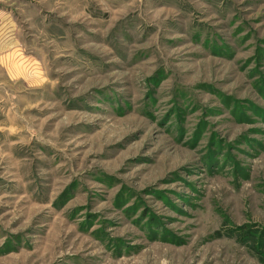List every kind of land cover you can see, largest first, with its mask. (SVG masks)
I'll list each match as a JSON object with an SVG mask.
<instances>
[{
  "label": "rangeland",
  "instance_id": "obj_1",
  "mask_svg": "<svg viewBox=\"0 0 264 264\" xmlns=\"http://www.w3.org/2000/svg\"><path fill=\"white\" fill-rule=\"evenodd\" d=\"M6 14L0 264H264V0Z\"/></svg>",
  "mask_w": 264,
  "mask_h": 264
},
{
  "label": "crops",
  "instance_id": "obj_2",
  "mask_svg": "<svg viewBox=\"0 0 264 264\" xmlns=\"http://www.w3.org/2000/svg\"><path fill=\"white\" fill-rule=\"evenodd\" d=\"M2 12L4 13V11H2ZM7 15L8 14H6L5 16L0 17V38H6L7 37V34H8V31H9L10 25H8Z\"/></svg>",
  "mask_w": 264,
  "mask_h": 264
}]
</instances>
